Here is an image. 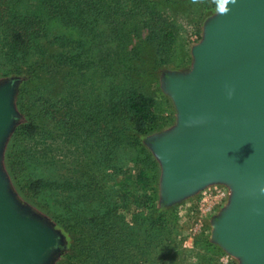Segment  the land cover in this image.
Here are the masks:
<instances>
[{"label": "rangeland", "instance_id": "374dc122", "mask_svg": "<svg viewBox=\"0 0 264 264\" xmlns=\"http://www.w3.org/2000/svg\"><path fill=\"white\" fill-rule=\"evenodd\" d=\"M27 1L38 4V0ZM95 1L98 0H93ZM109 1L111 5L106 9V19L100 22L101 28L116 27L117 35L121 30L118 38L120 41H116L120 43L122 53L131 57L132 49L138 48L140 42L145 43L144 46L152 44L150 51L141 52V62L137 66L139 70H155L143 78L144 82L138 84V90L154 98L156 103L155 116L149 125L152 129L142 144L134 148L136 151L130 149L127 157L118 156L116 163H119V167L106 170V174L104 171L106 177L98 176L97 173L95 175V172L93 174L98 179L94 182L96 185L110 186L104 208L111 199L115 210L108 219L96 220L91 216L97 208H90L85 212L74 210L71 202L69 204L62 198L63 190L54 192L44 188L43 193L38 191L40 186L33 181L55 180L57 185L70 181V175L65 173L62 166L71 159L68 148L69 141L74 140V136L68 134V130L71 133L68 126L72 121L64 115V102L57 106L49 102L43 103V98L39 96L46 90L42 88L41 83L31 84L23 97L19 87L25 81L23 74L26 73V66H20L21 75L16 76L17 66L0 58V82L12 79L18 81L14 99L16 123L1 157V165L10 187L21 203L52 223L57 220V230L64 239L51 264H143V259H139L146 249L152 252L147 261L153 263H157L156 256L164 251V254L169 252L171 264H240L238 258L228 254L212 241L214 220L228 207L232 197V190L228 185L211 184L179 203L165 206L169 210L166 217H163L165 226L161 227L164 232L161 239L152 233L157 228L155 224L159 223V214L141 212L134 205L146 201L144 205L149 209L153 196L158 195L159 199L161 198L162 169L148 142L151 138L170 131L177 123L176 107L163 90V76L167 72L186 73L192 69L193 49L202 42L206 23L221 12L224 0H120L118 3ZM149 1L155 4L148 5ZM79 3L83 7L82 1ZM26 5L28 4L24 1L23 8H27ZM80 13L77 12L73 20L82 24ZM49 27L51 34H66L73 38L79 36V32L72 27L55 22H51ZM112 39L110 37V40ZM110 40L108 43L114 50L116 44ZM115 69L121 73L126 67L124 64ZM81 72L86 73L88 81L81 91L79 84L76 85L73 103L76 108L84 107V91L88 96L94 94L95 81L103 91L107 87L100 78L92 75L94 71L86 72L83 69ZM39 87L41 93L34 92V89ZM23 88L27 86L24 85ZM63 89L64 86L59 85L54 90L53 97L55 94L62 96ZM28 101L42 103L45 115L63 127L65 133L63 129L56 130L54 122L47 119H38L35 122L31 105L27 106ZM88 107L93 109L91 103ZM36 127L44 133L32 140L29 136ZM144 128V124L137 126V134L141 135ZM50 133H53L58 141L53 143L51 138H43V135ZM35 142L38 144L35 145ZM33 148H37L38 152H34ZM34 161L38 164H33ZM151 189H154V192H151ZM146 193L149 195L145 199L141 198V195ZM100 222L108 224V229L102 230L98 224ZM152 228L154 229L151 230ZM143 232H147V236Z\"/></svg>", "mask_w": 264, "mask_h": 264}, {"label": "water", "instance_id": "95a60500", "mask_svg": "<svg viewBox=\"0 0 264 264\" xmlns=\"http://www.w3.org/2000/svg\"><path fill=\"white\" fill-rule=\"evenodd\" d=\"M193 58L189 72L162 79L177 123L148 142L162 169L161 202L228 185L212 241L240 264H264V0H224ZM17 88L15 79L0 82V264H51L63 235L17 199L1 165Z\"/></svg>", "mask_w": 264, "mask_h": 264}, {"label": "trees", "instance_id": "16d2710c", "mask_svg": "<svg viewBox=\"0 0 264 264\" xmlns=\"http://www.w3.org/2000/svg\"><path fill=\"white\" fill-rule=\"evenodd\" d=\"M24 1L28 4L27 8L22 6ZM79 1H82L83 7ZM113 1L118 3L120 0ZM108 2L110 1L38 0V4H33L28 3L27 0H0V58L17 66L16 76L21 75L19 67L26 66V73L23 74L25 81L19 87L21 95L26 96L25 90L31 84L40 85L41 83L42 88L46 90L45 93H42L43 95L39 96V98H43V103L49 102L57 106L64 102L66 111L64 115H67L72 121L68 126L71 131L70 133L68 130V134L74 136V140L69 141L68 148L71 159L62 166L65 173L70 175V181L60 185H57L55 180L33 182L40 186L38 189L40 193H43L44 188L54 192L63 190L62 198L69 204L71 202L72 208L76 211L85 212L90 208H97L91 216L96 220L108 219L115 210V205L110 199L104 208L110 186L107 184L96 185L94 182L98 179L94 177V172L95 175L97 173L98 176H104L106 170L115 166L119 167L117 166L118 162L116 163L118 156L127 157L130 149L135 150L134 148H138L142 144L149 130L152 129L149 125L155 116L156 104L154 98L144 95L138 90V84L144 82L143 78L155 70H139L137 66L141 62V52L150 51L152 44L144 46L145 43L140 42L138 48L132 49L133 55L136 52L134 57L133 55L125 56L120 43L116 41L121 30L117 35L116 27L101 28L100 22L106 19L107 7L111 5ZM149 4L154 5L155 2L149 1ZM89 10L91 12H87ZM77 12H81L82 24L73 20V16ZM71 18L72 21H70ZM51 22L72 27L79 32V36L73 38L66 34H51L49 27ZM110 37L113 39L110 40ZM108 40L115 42L114 50L111 49ZM124 64L126 69L119 73L115 68H119L120 65L124 66ZM83 69L86 72L94 71L92 75L100 78L103 84H107V87L103 91L95 81L94 94L88 96L89 94L84 91L82 95L84 107L76 108L73 105L76 85L79 84L81 91L83 85L88 81L86 73L81 72ZM24 85L27 88L24 89ZM59 85L64 86V96L55 94L53 97L54 90ZM34 92L41 93V88H35ZM90 103L93 105L92 110L88 107ZM27 106L32 108L35 122L38 119H47L54 122L56 130L62 131L63 129L65 133L63 127L55 124L51 117L45 115L42 103L28 101ZM143 124L145 128L141 135H138L137 126ZM42 133L44 132L36 127L29 138L33 140L35 137L41 136ZM53 135V133L46 134L43 135V138H51V141L55 143L58 140ZM34 144L37 145L38 142ZM33 151L38 152V149L33 148ZM33 164L38 163L34 161ZM26 171L28 172V169ZM73 179L76 180L71 181ZM151 192H154V189H151ZM148 195V193L143 194L141 198L145 199ZM152 200L153 203L149 209H146L147 205H144L146 201L137 202L134 205L141 212L159 214L157 218L159 223L155 224L157 228L154 232L149 231L156 238L161 239L164 235L161 227L165 226L163 217H166L169 209L161 202L158 195L153 196ZM56 221L49 222L57 229ZM98 224L102 230L108 229L109 225L105 222ZM145 233L147 234V232H143L147 236ZM174 252L176 253V251ZM164 253L163 251L158 254L156 256L157 263H153L147 261L148 255H151L152 252L146 249L141 253L139 260L143 259V264H171L169 252Z\"/></svg>", "mask_w": 264, "mask_h": 264}]
</instances>
